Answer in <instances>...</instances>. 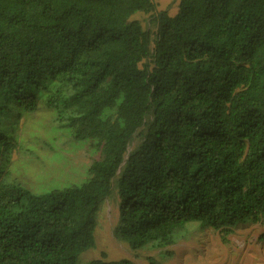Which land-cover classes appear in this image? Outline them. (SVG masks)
I'll list each match as a JSON object with an SVG mask.
<instances>
[{"label":"trees","instance_id":"16d2710c","mask_svg":"<svg viewBox=\"0 0 264 264\" xmlns=\"http://www.w3.org/2000/svg\"><path fill=\"white\" fill-rule=\"evenodd\" d=\"M178 1L0 0V264H136L82 261L114 193L134 250L264 217V0Z\"/></svg>","mask_w":264,"mask_h":264},{"label":"rangeland","instance_id":"374dc122","mask_svg":"<svg viewBox=\"0 0 264 264\" xmlns=\"http://www.w3.org/2000/svg\"><path fill=\"white\" fill-rule=\"evenodd\" d=\"M153 1L156 12L167 10L170 15H174L178 11V0ZM132 18L140 20L145 28L151 27L148 24L149 14L138 12ZM42 153L46 154V160L38 170L50 173L48 183L66 178L73 173V169L83 168L90 162L83 149H70L67 144L57 153L45 150ZM118 205L115 193L102 204L95 230V246L83 253V263L104 258L111 261L128 259L136 264H150V258H154L161 264H264V217L261 221H248L234 226L227 239H224L219 229L201 228L198 224L191 223L183 237L165 251L155 248L152 244L134 250L114 235L118 221Z\"/></svg>","mask_w":264,"mask_h":264}]
</instances>
